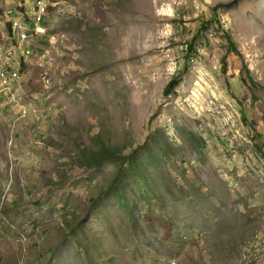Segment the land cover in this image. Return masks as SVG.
<instances>
[{
	"label": "rangeland",
	"instance_id": "374dc122",
	"mask_svg": "<svg viewBox=\"0 0 264 264\" xmlns=\"http://www.w3.org/2000/svg\"><path fill=\"white\" fill-rule=\"evenodd\" d=\"M52 1L0 0V264H264V0Z\"/></svg>",
	"mask_w": 264,
	"mask_h": 264
},
{
	"label": "trees",
	"instance_id": "16d2710c",
	"mask_svg": "<svg viewBox=\"0 0 264 264\" xmlns=\"http://www.w3.org/2000/svg\"><path fill=\"white\" fill-rule=\"evenodd\" d=\"M25 10L23 11V14H25ZM31 24H33V22H30ZM229 40L230 43L233 44L232 46L236 49L233 41L231 40L230 36H229ZM225 65V63H224ZM177 83V79L174 78L172 79L169 84L167 85V91L170 90L172 87H174V85ZM86 152V153H85ZM84 152L83 154V163L87 166V167H92V166H96L99 163H101L104 159L108 158V157H113L115 155V152L111 149H109L108 147H101L99 150H87ZM133 156V153L127 155V158H131ZM117 182H119L117 180ZM115 187L114 184H111V188Z\"/></svg>",
	"mask_w": 264,
	"mask_h": 264
},
{
	"label": "built area",
	"instance_id": "2783aa9c",
	"mask_svg": "<svg viewBox=\"0 0 264 264\" xmlns=\"http://www.w3.org/2000/svg\"><path fill=\"white\" fill-rule=\"evenodd\" d=\"M22 2L24 3V0H22ZM53 1L51 0V6L53 5ZM11 11V16H13V15H15L14 13V11L13 10H10ZM26 12H27V9H26ZM50 19V18H49ZM39 22H42V11H41V15L38 17V19L36 20V22L34 23L35 25H36V28H38L39 29ZM50 22H51V19H50ZM22 29V28H21ZM41 33H42V29H40V36H39V38H41ZM13 34H11V36H12ZM56 36H57V34L55 33V32H53L52 31V29L50 28V41L51 42H53V41H56ZM39 38H32V35H31V33H28V31H27V41L26 42H28V41H30V40H37V39H39ZM24 48H25V44L22 46V48H21V51L22 50H24ZM34 53V51L32 50V54ZM4 55H2V57H3ZM11 63L12 62H10V63H6V69H11ZM19 75H22V71H17L16 70V76H12L10 79H9V88H7V89H9V91H11L12 90V88L15 86V84L17 83V82H19ZM2 90H5V89H2ZM8 91V92H9Z\"/></svg>",
	"mask_w": 264,
	"mask_h": 264
},
{
	"label": "clouds",
	"instance_id": "9594fccd",
	"mask_svg": "<svg viewBox=\"0 0 264 264\" xmlns=\"http://www.w3.org/2000/svg\"><path fill=\"white\" fill-rule=\"evenodd\" d=\"M10 25H11V23H10ZM94 244H97L96 247L92 246V250L96 254V258H97L96 263H99V262L103 261L106 264H122L117 257H115L113 255L104 254L105 250L102 247V245H100L98 243H94ZM124 257H125L124 255H121V258H124ZM170 264H175V263L174 262H170Z\"/></svg>",
	"mask_w": 264,
	"mask_h": 264
},
{
	"label": "bare ground",
	"instance_id": "6f19581e",
	"mask_svg": "<svg viewBox=\"0 0 264 264\" xmlns=\"http://www.w3.org/2000/svg\"><path fill=\"white\" fill-rule=\"evenodd\" d=\"M22 3V0H21V2H20V4ZM19 4V5H20ZM25 10V8H23V7H20V9L16 12L17 14H19V16H17L18 18H20V15H21V13L23 12ZM10 15H11V11H10ZM18 18H16V19H18ZM18 22H20V20L18 21ZM17 22V23H18ZM16 23V24H17ZM16 24L14 25V29H15V27H16ZM20 28H23V26L22 25H20ZM17 34V33H16ZM17 37H18V34H17ZM14 71V70H13ZM16 73V72H15ZM6 74L7 75H9V74H11L10 73V71H8V72H6ZM2 86H4V87H9V85H6L5 83H4V80H3V73H2V84H1Z\"/></svg>",
	"mask_w": 264,
	"mask_h": 264
},
{
	"label": "crops",
	"instance_id": "0c3cea01",
	"mask_svg": "<svg viewBox=\"0 0 264 264\" xmlns=\"http://www.w3.org/2000/svg\"><path fill=\"white\" fill-rule=\"evenodd\" d=\"M47 24V23H46Z\"/></svg>",
	"mask_w": 264,
	"mask_h": 264
}]
</instances>
